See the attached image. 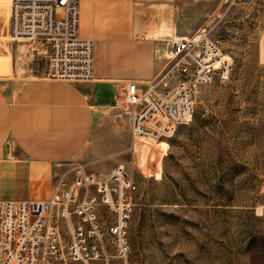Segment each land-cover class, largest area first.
Here are the masks:
<instances>
[{"label": "rangeland", "instance_id": "374dc122", "mask_svg": "<svg viewBox=\"0 0 264 264\" xmlns=\"http://www.w3.org/2000/svg\"><path fill=\"white\" fill-rule=\"evenodd\" d=\"M10 16L0 13V41ZM181 17L192 35L212 29L234 70L198 89L192 121L172 137L130 133V149L116 156L109 173L123 166L137 187L128 263L264 264V0H200ZM75 164L85 163L64 167Z\"/></svg>", "mask_w": 264, "mask_h": 264}, {"label": "built area", "instance_id": "2783aa9c", "mask_svg": "<svg viewBox=\"0 0 264 264\" xmlns=\"http://www.w3.org/2000/svg\"><path fill=\"white\" fill-rule=\"evenodd\" d=\"M10 19L13 40L47 55L46 79H94V42L80 36V0H11ZM233 70L212 29L176 37L148 88L127 82L112 115L134 139L170 138L192 121L198 89L228 81ZM136 191L123 166L97 175L75 164L57 176L47 200H0V264H129Z\"/></svg>", "mask_w": 264, "mask_h": 264}, {"label": "crops", "instance_id": "0c3cea01", "mask_svg": "<svg viewBox=\"0 0 264 264\" xmlns=\"http://www.w3.org/2000/svg\"><path fill=\"white\" fill-rule=\"evenodd\" d=\"M200 0H80V36L94 42V79H46L49 60L28 45L0 41V200L50 198L66 163L109 174L128 151V129L113 109L129 81L146 90L176 37L191 36L181 12ZM10 0H0L7 17ZM60 11V10H59ZM62 12V11H61ZM168 30H166V29Z\"/></svg>", "mask_w": 264, "mask_h": 264}, {"label": "bare ground", "instance_id": "6f19581e", "mask_svg": "<svg viewBox=\"0 0 264 264\" xmlns=\"http://www.w3.org/2000/svg\"><path fill=\"white\" fill-rule=\"evenodd\" d=\"M142 142H151L150 140H148V139H143V141ZM151 143H153V142H151Z\"/></svg>", "mask_w": 264, "mask_h": 264}]
</instances>
